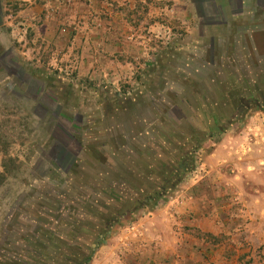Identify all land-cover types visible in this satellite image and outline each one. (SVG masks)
I'll return each mask as SVG.
<instances>
[{"label":"rangeland","instance_id":"374dc122","mask_svg":"<svg viewBox=\"0 0 264 264\" xmlns=\"http://www.w3.org/2000/svg\"><path fill=\"white\" fill-rule=\"evenodd\" d=\"M53 1L0 0V264H264V0Z\"/></svg>","mask_w":264,"mask_h":264},{"label":"crops","instance_id":"0c3cea01","mask_svg":"<svg viewBox=\"0 0 264 264\" xmlns=\"http://www.w3.org/2000/svg\"><path fill=\"white\" fill-rule=\"evenodd\" d=\"M10 1V0H9ZM12 1V0H11ZM22 2H27L30 6H32V9H35V8H38V9H41L46 5L48 6L46 13L45 15H42L43 16V19L45 20V22L47 23L48 22V19H51L53 17H55L56 15H60L62 16L64 14V12H57L55 11L54 9H52V7L56 6L54 1L53 0H38L39 2L41 3H44L43 5H40L39 2L38 4H35V1L36 0H21ZM185 2V5L189 6L191 5L193 7V10L195 11V13H197V16L200 18V19H205L206 16L208 14H210V12H205L203 9H201V5L204 3V0H183ZM231 1V0H229ZM238 3L241 5L243 3V0H237ZM250 0H244V4L241 5V7H244L245 3L246 2H249ZM256 2L258 3V0H256ZM8 2H3L2 3V6L5 7V5L7 4ZM192 3H198L197 5H200V8L195 10L194 6ZM45 6V7H46ZM198 7V6H197ZM3 10V9H2ZM241 12V11H239ZM29 13H27V16H30L28 15ZM55 15V16H54ZM9 17H12V15H9ZM46 23H43V26H46L47 24ZM242 147H245L244 145V142L242 144ZM203 226V225H202Z\"/></svg>","mask_w":264,"mask_h":264},{"label":"trees","instance_id":"16d2710c","mask_svg":"<svg viewBox=\"0 0 264 264\" xmlns=\"http://www.w3.org/2000/svg\"><path fill=\"white\" fill-rule=\"evenodd\" d=\"M157 197H159V194H158V196ZM90 261V257H87L85 260H84V264H86L87 262H89Z\"/></svg>","mask_w":264,"mask_h":264}]
</instances>
